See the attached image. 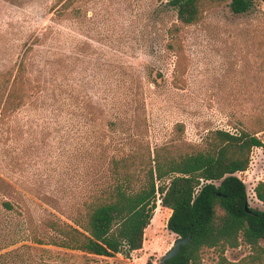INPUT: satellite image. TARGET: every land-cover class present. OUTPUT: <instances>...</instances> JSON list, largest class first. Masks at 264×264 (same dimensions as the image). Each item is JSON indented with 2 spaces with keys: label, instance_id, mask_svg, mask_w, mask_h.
<instances>
[{
  "label": "rangeland",
  "instance_id": "1",
  "mask_svg": "<svg viewBox=\"0 0 264 264\" xmlns=\"http://www.w3.org/2000/svg\"><path fill=\"white\" fill-rule=\"evenodd\" d=\"M55 3L0 0V75L33 48L26 54L25 104L0 119V261L160 264L177 237L167 231L170 211L159 201L142 249L129 259L39 246L29 237H44V221L69 223L105 175L114 145L122 143L108 130L118 115L126 126L137 120L151 149L197 144L215 129L264 125V2L256 0L246 14H234L228 3L208 10L182 28L179 56L165 47L176 23L167 0H91L62 17ZM257 136L264 142V132ZM240 178L249 206L262 210L253 189L264 180V148L253 152ZM249 253L240 244L224 256L240 264ZM217 262L213 250L203 253V264Z\"/></svg>",
  "mask_w": 264,
  "mask_h": 264
},
{
  "label": "trees",
  "instance_id": "2",
  "mask_svg": "<svg viewBox=\"0 0 264 264\" xmlns=\"http://www.w3.org/2000/svg\"><path fill=\"white\" fill-rule=\"evenodd\" d=\"M85 1L91 0H56L54 11L58 17L68 12L76 14L77 5ZM167 1L175 12L176 23L167 29L165 47L179 56L182 28L198 24L208 10L227 3L234 14H246L256 0ZM38 40L36 37L34 41ZM32 50L30 47L27 52ZM27 52L14 69L0 75L1 120L25 104ZM121 119L120 115L115 117L108 130L112 132L111 140L122 143L114 145L105 175L70 222L44 221V237L32 235L30 241L93 257L121 255L129 259L142 249L145 231L159 201L162 209L170 211L167 231L177 239L190 235L189 243L168 264H203L202 255L207 250L217 253V264H233L227 261L225 252L240 244L250 249L240 264H264V181L254 188L255 198L263 206L260 210L249 206L246 186L237 176L248 169L253 149L264 148L257 136L264 132V125L237 132L215 129L197 144L171 142L151 149L138 134L137 120L126 126ZM182 130V125H177V131ZM1 206L7 212L14 211L8 201ZM34 264L49 263L40 260Z\"/></svg>",
  "mask_w": 264,
  "mask_h": 264
},
{
  "label": "water",
  "instance_id": "3",
  "mask_svg": "<svg viewBox=\"0 0 264 264\" xmlns=\"http://www.w3.org/2000/svg\"><path fill=\"white\" fill-rule=\"evenodd\" d=\"M245 211H249V207L245 205ZM190 241V235L184 239L178 238L172 248L162 257L160 264H168L167 261L175 257L179 252L182 246L187 245Z\"/></svg>",
  "mask_w": 264,
  "mask_h": 264
},
{
  "label": "built area",
  "instance_id": "4",
  "mask_svg": "<svg viewBox=\"0 0 264 264\" xmlns=\"http://www.w3.org/2000/svg\"><path fill=\"white\" fill-rule=\"evenodd\" d=\"M259 149H262V148H255V149H253V151L251 152V156H250V164H249V166L251 165V159L253 158V152L255 151V150H259ZM248 169H249V167H248ZM248 169L245 171V172H243V173H247L248 172ZM243 173H239V174H237V176L240 178V174H243ZM241 179V178H240ZM242 180V179H241ZM264 181V180H263ZM242 182L244 183V181L242 180ZM260 182H262V181H260ZM259 183V182H258ZM257 183V184H258ZM245 184V183H244ZM256 184V185H257ZM245 186H246V184H245ZM255 188V187H254ZM246 190H247V188H246ZM253 193H254V189H253ZM248 195V194H247ZM255 195V194H254Z\"/></svg>",
  "mask_w": 264,
  "mask_h": 264
},
{
  "label": "crops",
  "instance_id": "5",
  "mask_svg": "<svg viewBox=\"0 0 264 264\" xmlns=\"http://www.w3.org/2000/svg\"><path fill=\"white\" fill-rule=\"evenodd\" d=\"M260 163H259V166H261V161H259ZM169 216H170V214H169Z\"/></svg>",
  "mask_w": 264,
  "mask_h": 264
}]
</instances>
